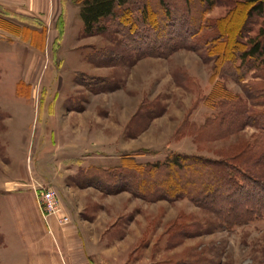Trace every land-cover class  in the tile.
<instances>
[{
  "label": "rangeland",
  "instance_id": "obj_1",
  "mask_svg": "<svg viewBox=\"0 0 264 264\" xmlns=\"http://www.w3.org/2000/svg\"><path fill=\"white\" fill-rule=\"evenodd\" d=\"M147 1L155 10L148 21L134 10L137 23L83 36L81 0H0V206L14 210L15 202L30 205L34 186H47L55 190L62 215H67L66 204L83 201L85 214L117 213L121 226L130 224L129 235L143 237L136 238L130 264H264V122L255 119L264 109L263 97L257 95L264 68L247 63L238 80L225 66L214 75L213 57L202 47L160 52V42L176 37L185 25L180 13L185 5L171 0L167 19L158 0ZM234 1L214 0L202 11L205 3L192 0L190 11L212 20ZM263 19L253 17L247 36L256 33ZM24 28L44 30V47H38L39 33L28 32L37 42L32 43L23 36ZM141 48L159 52L141 56ZM83 72L101 79L84 80ZM19 79L25 83L23 92L29 90L26 96L15 93ZM219 84L255 114L250 123L237 110L220 119L221 107L205 100ZM183 119L210 125L196 139L173 138ZM242 142H249L248 154L257 163L250 165L246 178L257 179L241 190L240 198L231 199L243 205L238 210L250 209H231L228 219L188 197L147 200L127 189L105 192L83 177L90 165L104 169L125 155L142 164L160 160L170 150L217 158ZM139 148L149 152L134 153Z\"/></svg>",
  "mask_w": 264,
  "mask_h": 264
},
{
  "label": "trees",
  "instance_id": "obj_2",
  "mask_svg": "<svg viewBox=\"0 0 264 264\" xmlns=\"http://www.w3.org/2000/svg\"><path fill=\"white\" fill-rule=\"evenodd\" d=\"M191 1L182 0L185 9L180 13L183 14L182 22H185V25L181 24L178 27L179 29L173 34L176 37L172 39V36L169 35L163 44L160 42V52L182 47L192 49L202 47L208 56L213 57L214 75L218 72L219 67L225 66L228 74L238 80L243 78L244 70L248 68L247 63L251 66L257 65L264 68V19L254 35L247 36L246 34L253 17L264 16V0H235L224 15L214 17L212 20L208 17L203 20V15L196 16L192 13L190 11ZM199 2L205 3L202 8V11H205V7L210 8L214 0H199ZM81 3L80 16L83 22L81 33L83 36L110 30V26L115 28L120 23L132 24L138 21L134 16V10L139 12L143 21H148L155 12L147 0L142 3L137 0H81ZM170 3L171 0H158V5L162 6L163 14L167 19L171 14ZM233 16L236 17V20L231 22ZM105 20L108 22L111 20L113 25L107 24ZM24 30L27 32L23 35L26 39L29 37L28 32H34V35L37 32L31 31L29 28H24ZM182 32H185L186 35L182 36ZM37 33L40 37L38 47L43 48L45 31ZM230 34H233L234 37L229 43ZM29 39L30 42L37 43L34 41V36ZM151 48H141L137 53L141 56L152 52L158 54L159 51ZM237 60H239L238 64H236ZM225 61L228 64H224ZM85 78L98 81L101 79L99 76L83 72V79L85 80ZM86 82L88 83V81ZM24 85L22 79L17 80L15 86L17 96H26L29 92V90L23 92ZM257 93L263 97L261 103L264 104V82ZM247 95L248 98H252L250 90ZM207 99L212 101L211 105L217 103L221 107L220 119L225 118V114L231 116L232 113H236L235 110L240 113L241 119L244 118L248 123L255 116L249 112L245 102L238 95L229 92L222 84H219L216 89L214 88L205 100L207 101ZM191 109H188L185 119L189 117ZM260 113L263 114L256 115L255 119L264 122V109ZM185 119L174 128L171 135L173 138L178 139L184 135H192L196 139L202 135L201 131L207 130L210 125V121H206L202 125L195 126L191 125L194 123L185 121ZM248 150H250L249 142L237 143L235 146L223 150L217 158L199 153L170 150L162 159L143 164L132 156L125 155L121 157L119 163L104 169L90 165L86 168L83 177L86 182L105 192L127 189L132 194L147 200L159 198L173 200L177 197H188L222 216H225V213L228 219L234 212L242 213L250 209L243 207L242 210H238L237 208L243 205L238 199L231 200L236 198L235 195L239 196L245 186L253 182L256 183L257 178L253 177V174H250L253 179L246 178L250 165L257 166L256 159L253 158V155L248 154ZM144 152H149V150L139 148L134 151V153ZM159 176L163 180L157 182L156 178ZM227 206L228 208H226ZM231 209L233 211L228 215Z\"/></svg>",
  "mask_w": 264,
  "mask_h": 264
},
{
  "label": "crops",
  "instance_id": "obj_3",
  "mask_svg": "<svg viewBox=\"0 0 264 264\" xmlns=\"http://www.w3.org/2000/svg\"><path fill=\"white\" fill-rule=\"evenodd\" d=\"M35 203L0 206V264H130L139 237L129 235L131 225L121 226L117 213L93 216L83 213V201L69 203L63 213L70 221L63 223L44 219Z\"/></svg>",
  "mask_w": 264,
  "mask_h": 264
},
{
  "label": "built area",
  "instance_id": "obj_4",
  "mask_svg": "<svg viewBox=\"0 0 264 264\" xmlns=\"http://www.w3.org/2000/svg\"><path fill=\"white\" fill-rule=\"evenodd\" d=\"M34 195L38 210L44 219L55 215L63 223L68 221L69 217L61 214V206L53 188L42 185H39V187L34 186Z\"/></svg>",
  "mask_w": 264,
  "mask_h": 264
}]
</instances>
